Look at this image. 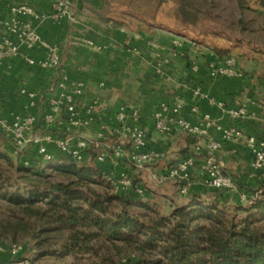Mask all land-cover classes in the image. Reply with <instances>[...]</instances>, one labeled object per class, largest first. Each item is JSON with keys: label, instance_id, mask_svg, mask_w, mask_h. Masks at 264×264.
Segmentation results:
<instances>
[{"label": "crops", "instance_id": "0c3cea01", "mask_svg": "<svg viewBox=\"0 0 264 264\" xmlns=\"http://www.w3.org/2000/svg\"><path fill=\"white\" fill-rule=\"evenodd\" d=\"M55 1L0 0V17L6 14L9 3H25L41 12L49 13ZM69 1L72 18L64 16L55 24L36 23L35 29L44 40L59 47L61 67L69 78L84 84V92L78 98V112L80 118L86 121L79 130L86 139H94L98 133H103L105 141L121 142L127 146V142L118 134L119 123L115 119L119 105L126 103L138 108L142 114L141 124L146 132V145L164 153L158 164L165 166L191 153L193 138L180 131L157 133L150 118L155 104L159 100H179L184 103L186 114L189 106L195 105L200 113L207 112L212 118L227 124L229 118L220 109L208 104L205 96L223 101L227 107L247 102L251 117L248 120L236 121L235 124L246 133L264 136V80L258 76L257 68L248 63L243 66L237 62L242 77L212 79L209 75L210 67L222 62V59L214 56L209 50H203L185 41L178 48L180 55H173V50H177L172 45L175 32L163 29H153L154 32L135 29L122 23L121 19L120 24H113L107 19V14L97 1ZM87 39L101 44L102 49H90L85 42ZM152 44H157L159 49ZM156 51L160 56L167 58V63L163 66L164 75L155 71L158 61ZM29 53L34 57L39 56L38 51ZM192 62L198 64L196 71L191 70ZM58 76L56 70H42L35 65H28L20 56L0 63V116L9 122L14 116H24L29 112L40 115L47 91L56 85ZM22 88L35 93V106L27 107L28 98L20 93ZM193 88H199L202 95H192ZM88 105H92L93 110L86 113L85 107ZM52 129L59 136L68 132L67 124L61 117ZM209 134L219 137L212 128L209 129ZM47 149L55 159V147L49 144ZM11 150V144L0 134V151L10 156ZM203 152L204 148L199 154H195L196 167L193 171L197 174L201 173L199 164ZM22 156L29 161V165H37L36 146H29ZM217 158L223 165H231L227 171L235 172L238 176L243 174L250 183L255 181L248 177L250 155L242 144L224 143L217 153ZM99 166L112 176H118L124 171L133 172L129 163L113 167L109 162H104ZM146 169L153 170L154 166H148ZM144 170L139 172L143 171L144 174ZM133 182L135 187L139 186L136 177ZM8 256L7 253H0V264H7L2 261L8 259Z\"/></svg>", "mask_w": 264, "mask_h": 264}, {"label": "built area", "instance_id": "2783aa9c", "mask_svg": "<svg viewBox=\"0 0 264 264\" xmlns=\"http://www.w3.org/2000/svg\"><path fill=\"white\" fill-rule=\"evenodd\" d=\"M97 2L101 0H95ZM73 17L69 0H56L51 12L45 13L25 3H9L7 12L0 17V63L8 62L14 56H20L28 65H35L42 70L58 72V79L54 87L47 91L46 101L40 115L27 113L24 116H14L11 121L0 116V134L4 140L11 144V159L14 163L30 166L29 161L23 159V151L29 146H36V158L38 162H50L52 154L47 146L53 145L59 158H65L74 162H86L89 157L88 147L93 145L96 149L94 161L97 165L109 162L111 166L118 167L129 163L133 172H121L118 176H112L102 170L103 178L109 183L114 194L134 192L142 194L141 188L135 187L132 177L135 172L146 169L148 166H156L163 158L164 153L153 150L146 145V132L141 124L143 116L138 108L126 103L119 105L115 119L119 123V136L127 142V146L121 142H107L103 133H98L94 139H86L80 133L85 124L78 112V98L84 92V84L79 80L69 78L61 67L59 47L44 40L36 31V23H57L62 17ZM138 37V35H136ZM188 41L207 50L204 44L186 40L185 37L173 35V55H180L178 48L183 42ZM87 46L99 51L102 45L93 39H87ZM159 49L157 44H152ZM135 50V48H132ZM30 51H38L39 56L30 55ZM155 65V71L164 75L163 66L167 58L159 55ZM191 70L196 71L198 64L192 62ZM209 75L212 79L218 77H242V72L234 58H227L222 62L211 65ZM20 93L28 98L27 107L35 106L36 95L34 92L22 88ZM192 95L201 96L199 88L191 90ZM208 104L220 109L229 119L227 124L220 119H214L209 113H200L195 105H190L185 113V105L179 100H159L151 113L153 129L159 134H169L180 131L193 138L191 153L182 158L167 163L163 168H154L149 171V179L155 182L173 180L177 182L179 193L186 194L192 185V172L196 167L195 154H199L204 148L203 158L199 164L202 177L201 185L205 189L224 190L235 193L239 202L253 200L256 194H250L238 189L234 179L224 170L223 163L218 160L217 153L226 142L242 144L250 155L248 177L255 179L264 171V136L246 133L235 122L248 120L251 113L247 102L235 107H227L223 101L211 96H205ZM249 102H253L249 100ZM93 110L92 105L85 107L86 113ZM189 115V116H188ZM63 118L67 124L68 132L59 136L53 125L59 118ZM37 126V128H36ZM212 128L219 134L214 137L209 134ZM21 247L11 243L7 246L0 243V253H7L15 257ZM17 264H28L27 260H21Z\"/></svg>", "mask_w": 264, "mask_h": 264}, {"label": "trees", "instance_id": "16d2710c", "mask_svg": "<svg viewBox=\"0 0 264 264\" xmlns=\"http://www.w3.org/2000/svg\"><path fill=\"white\" fill-rule=\"evenodd\" d=\"M198 41L222 60L257 62L254 51L234 55L229 47ZM258 76L264 80V71ZM88 153L86 162L56 157L36 169L0 151V199L67 230L61 247L67 253H91L90 241L102 240L132 249L135 260L129 264H264V179L256 177L257 184L244 189L256 194L253 200L239 202L235 194L231 211L221 200L229 192L202 188L189 189L181 204L161 214L134 192L112 193L91 144ZM203 191L215 197L203 198ZM146 255L156 259L145 262Z\"/></svg>", "mask_w": 264, "mask_h": 264}, {"label": "rangeland", "instance_id": "374dc122", "mask_svg": "<svg viewBox=\"0 0 264 264\" xmlns=\"http://www.w3.org/2000/svg\"><path fill=\"white\" fill-rule=\"evenodd\" d=\"M98 3L100 6L105 4L103 10L107 18L121 19L135 29L148 32H154L153 29L170 30L189 41L200 43V40L209 45L229 47L234 55L252 54L251 51H254L257 62L240 63L254 66L258 74L264 71V0H101ZM35 164L30 166L42 169L49 162ZM230 166L224 165V170L234 178L238 189H245L264 179L263 171L259 173L257 182L250 183L243 174L238 176L235 172L227 171ZM156 167L163 168L164 165L159 163ZM149 171L144 170V174L143 171L135 172L132 177V181L137 178L138 188L142 190L139 200L149 202L159 213L167 214L173 206L181 204L188 194L179 193L177 182L173 180L158 183L149 179ZM200 176L201 173L192 172L191 192L203 188ZM203 192V198L215 197L211 192ZM234 195H221L228 211L232 209ZM53 227V224L29 216L21 208L0 199V243L5 246L15 243L21 247L17 256L9 255L2 262L17 264L27 260L28 264H129L135 260L129 247L115 243L116 248L102 240L90 241L94 248L91 253H67L61 247L68 231ZM144 258L145 262L156 259L147 255Z\"/></svg>", "mask_w": 264, "mask_h": 264}]
</instances>
